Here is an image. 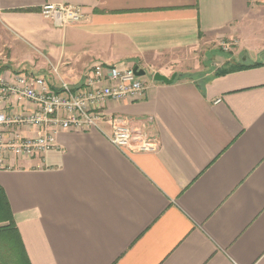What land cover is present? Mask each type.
Segmentation results:
<instances>
[{
    "label": "crops",
    "instance_id": "0c3cea01",
    "mask_svg": "<svg viewBox=\"0 0 264 264\" xmlns=\"http://www.w3.org/2000/svg\"><path fill=\"white\" fill-rule=\"evenodd\" d=\"M47 4L86 16L59 26ZM263 25L264 0H0L19 72L75 86L97 63L150 75L141 98L105 109L156 150L63 130L57 148L0 169L31 264H264V42L251 40ZM232 40L246 67L188 68L199 48Z\"/></svg>",
    "mask_w": 264,
    "mask_h": 264
},
{
    "label": "built area",
    "instance_id": "2783aa9c",
    "mask_svg": "<svg viewBox=\"0 0 264 264\" xmlns=\"http://www.w3.org/2000/svg\"><path fill=\"white\" fill-rule=\"evenodd\" d=\"M41 13L59 26L77 23L86 16L83 6L73 4H47ZM222 44L231 49L237 43L232 40ZM146 88L145 78L138 76L133 67L102 63L92 67L81 86L23 72L1 76L0 169L12 168V158L43 156L57 148V137L63 130L96 128L120 149L156 150L155 139L137 134L127 117L105 109L109 100L141 98ZM105 123L111 126L110 132L104 129Z\"/></svg>",
    "mask_w": 264,
    "mask_h": 264
},
{
    "label": "rangeland",
    "instance_id": "374dc122",
    "mask_svg": "<svg viewBox=\"0 0 264 264\" xmlns=\"http://www.w3.org/2000/svg\"><path fill=\"white\" fill-rule=\"evenodd\" d=\"M7 35L0 28V49H2V53H0V76H6L9 72H19L21 69L25 68L22 65V57L20 53L14 54L13 49L7 42ZM251 40L253 44H259L264 42V25L261 28L256 29L255 33L252 35ZM230 48H225L222 43H214L210 46L199 48L194 53L190 55V58H187L186 64L189 66L188 68H201L199 72L204 78H211L215 75V73L220 70L222 67L229 63H241L243 58L246 57V54L241 52H236L235 45ZM17 58L16 60L14 58ZM249 62L253 60V56H249ZM231 58L230 60H227ZM260 60H264V54L259 55ZM17 64H21L18 65ZM195 70V69H194ZM143 77L149 78L150 75L147 72Z\"/></svg>",
    "mask_w": 264,
    "mask_h": 264
},
{
    "label": "trees",
    "instance_id": "16d2710c",
    "mask_svg": "<svg viewBox=\"0 0 264 264\" xmlns=\"http://www.w3.org/2000/svg\"><path fill=\"white\" fill-rule=\"evenodd\" d=\"M258 64V63H257ZM246 67L242 63H229L215 76ZM0 264H31L17 229L4 187L0 184Z\"/></svg>",
    "mask_w": 264,
    "mask_h": 264
},
{
    "label": "water",
    "instance_id": "95a60500",
    "mask_svg": "<svg viewBox=\"0 0 264 264\" xmlns=\"http://www.w3.org/2000/svg\"><path fill=\"white\" fill-rule=\"evenodd\" d=\"M134 70L136 71V74L138 76H144L146 73L143 69H140L138 66L134 67ZM154 77L158 81H164L166 83H172L175 80L176 75L174 74L172 77H167V76L161 74L160 72H156Z\"/></svg>",
    "mask_w": 264,
    "mask_h": 264
}]
</instances>
